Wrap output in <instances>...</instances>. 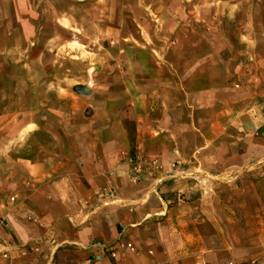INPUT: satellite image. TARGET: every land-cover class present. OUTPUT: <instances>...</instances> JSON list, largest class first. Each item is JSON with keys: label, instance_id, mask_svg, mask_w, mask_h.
<instances>
[{"label": "crops", "instance_id": "obj_1", "mask_svg": "<svg viewBox=\"0 0 264 264\" xmlns=\"http://www.w3.org/2000/svg\"><path fill=\"white\" fill-rule=\"evenodd\" d=\"M70 1L0 0V54L28 56L8 78L17 109L0 108V264H264V74L229 88L228 61L180 46L138 57L120 93L37 104L48 45L33 42L96 28ZM121 152L162 171L133 183Z\"/></svg>", "mask_w": 264, "mask_h": 264}, {"label": "rangeland", "instance_id": "obj_2", "mask_svg": "<svg viewBox=\"0 0 264 264\" xmlns=\"http://www.w3.org/2000/svg\"><path fill=\"white\" fill-rule=\"evenodd\" d=\"M83 2L75 10L80 23L94 21L95 29L69 31L58 23L64 34L58 32L56 36V30L49 25L45 35L33 42L48 45L42 55V67H46L47 78L41 84L31 86L37 104H47L55 109L62 104L57 101L58 94L68 93L80 98L107 90L120 93V88L124 87L120 85V79L135 77L134 63L138 57H142L144 62L152 57L162 62L180 46L186 50L202 46L228 61L232 74L227 82L229 88L236 86L253 91L264 74V0ZM69 3L64 7L70 11L73 5L70 0ZM104 18H107V31H104ZM9 45L8 40L0 43L2 49ZM173 54L181 55V52ZM27 57L25 52L15 56L0 54L1 109L7 106L17 109L18 87L10 84L8 78L25 70ZM104 80L107 84H103ZM76 87L82 90L76 92ZM39 119L36 117L37 121ZM40 136L45 137L46 134H38ZM138 156L144 158L143 155L120 153L121 158L129 157L131 165ZM176 167L183 169V165L171 166L170 169ZM158 168L161 172V166Z\"/></svg>", "mask_w": 264, "mask_h": 264}, {"label": "built area", "instance_id": "obj_3", "mask_svg": "<svg viewBox=\"0 0 264 264\" xmlns=\"http://www.w3.org/2000/svg\"><path fill=\"white\" fill-rule=\"evenodd\" d=\"M147 170H153L154 172H158L159 168L154 162L147 161L145 158L138 156L135 158V162L132 164L131 167V182L135 183L138 182L143 172ZM130 251H135V248L131 244H125V246Z\"/></svg>", "mask_w": 264, "mask_h": 264}, {"label": "water", "instance_id": "obj_4", "mask_svg": "<svg viewBox=\"0 0 264 264\" xmlns=\"http://www.w3.org/2000/svg\"><path fill=\"white\" fill-rule=\"evenodd\" d=\"M81 90H82L81 87H76V88H75V91H76V92H80Z\"/></svg>", "mask_w": 264, "mask_h": 264}]
</instances>
